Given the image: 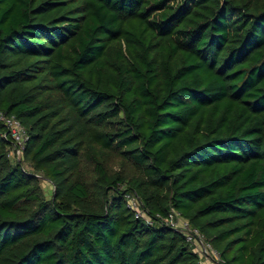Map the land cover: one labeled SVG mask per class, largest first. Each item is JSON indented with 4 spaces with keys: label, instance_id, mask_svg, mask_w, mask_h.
<instances>
[{
    "label": "trees",
    "instance_id": "obj_1",
    "mask_svg": "<svg viewBox=\"0 0 264 264\" xmlns=\"http://www.w3.org/2000/svg\"><path fill=\"white\" fill-rule=\"evenodd\" d=\"M0 112V264H264V0H0Z\"/></svg>",
    "mask_w": 264,
    "mask_h": 264
},
{
    "label": "built area",
    "instance_id": "obj_2",
    "mask_svg": "<svg viewBox=\"0 0 264 264\" xmlns=\"http://www.w3.org/2000/svg\"><path fill=\"white\" fill-rule=\"evenodd\" d=\"M0 120L10 129L9 131L12 137L14 138L16 143L19 144L20 148H22L23 147L22 142L26 139V134L24 133V130L20 125L19 121L13 116L8 117L3 115L1 112H0ZM19 152L20 149L17 150V153ZM132 205L134 206V209L137 211V215H139L140 212L134 200H132ZM165 221L171 227L182 228L185 231L186 240L195 244L196 249L199 251L201 256L204 255L209 257L214 256L216 259H218V254L214 250H212V248L208 244L201 241L197 233V230L191 229L187 221L182 219L177 212L172 211L171 213H169Z\"/></svg>",
    "mask_w": 264,
    "mask_h": 264
},
{
    "label": "rangeland",
    "instance_id": "obj_3",
    "mask_svg": "<svg viewBox=\"0 0 264 264\" xmlns=\"http://www.w3.org/2000/svg\"><path fill=\"white\" fill-rule=\"evenodd\" d=\"M107 163L109 164V166H111V168L113 169H121V165L119 164V161L116 158H109L107 160ZM123 170L126 173H129L130 170L127 167H124ZM40 185L42 187V189L44 190V194L46 197H50L51 193H52V185L49 181L45 180V179H40ZM204 261L201 262V264H219L217 262V259L213 256L211 257H205L203 259Z\"/></svg>",
    "mask_w": 264,
    "mask_h": 264
}]
</instances>
